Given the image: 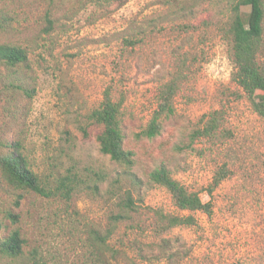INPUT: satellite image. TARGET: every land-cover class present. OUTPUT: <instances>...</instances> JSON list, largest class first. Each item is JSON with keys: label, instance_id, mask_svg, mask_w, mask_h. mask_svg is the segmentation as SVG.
<instances>
[{"label": "rangeland", "instance_id": "374dc122", "mask_svg": "<svg viewBox=\"0 0 264 264\" xmlns=\"http://www.w3.org/2000/svg\"><path fill=\"white\" fill-rule=\"evenodd\" d=\"M232 1L0 0V45L29 56L16 66L0 59V147L20 143L48 189L74 180L69 197L43 196L16 189L0 170V216L21 213L27 251L41 244L48 264H85L89 230L104 233L122 214L109 239L111 264H264V119L233 79L225 34ZM178 75L176 112L164 119L168 145L137 138L159 89ZM108 86L124 99L131 167L101 151L102 127L90 119ZM214 111L222 115L218 136L191 147L190 134ZM162 158L212 203L211 214L192 212L195 224L163 229L157 211L191 212L146 172ZM223 165L229 175L210 191ZM128 195L133 210L123 205Z\"/></svg>", "mask_w": 264, "mask_h": 264}, {"label": "trees", "instance_id": "16d2710c", "mask_svg": "<svg viewBox=\"0 0 264 264\" xmlns=\"http://www.w3.org/2000/svg\"><path fill=\"white\" fill-rule=\"evenodd\" d=\"M122 1V0H106ZM244 8H249L245 11ZM225 34L230 40L231 55L235 70L233 79L245 91L254 110L264 119V63L261 55L264 52V0H233L230 7L229 20L225 28ZM28 51L20 45H0V59L11 66L28 62ZM183 76L178 75L166 82L159 89L157 95V107L149 122L136 134L137 138L145 137L154 140L164 136L167 127L164 119L171 117L176 112L175 98L181 88ZM124 99L116 100L113 94V86H108L103 95L99 107L90 113L93 123L102 127L97 140L103 153L131 167L135 164V152L125 144V134L122 129ZM203 125L198 126L190 134L191 144L198 140L212 139L218 136L222 115L218 111L210 113L209 118L201 120ZM163 138V145L167 146V139ZM0 148V170L5 179L16 189L31 191L43 196L63 195L69 197L74 190V180L64 177L58 180V185L48 189L39 174L31 167L27 156L21 150V144L2 143ZM183 146L175 145L174 149H182ZM151 181L160 184L171 193L175 205L182 211L191 212L187 215H172L157 211V215L163 224V229L178 225H193L196 218L192 212L204 211L212 213V203L204 202L198 191H192L181 181L176 179L165 158L157 161L147 168ZM229 170L223 165L214 176L210 191L217 187L227 176ZM20 194L15 201L16 207H20ZM124 207L135 209V202L128 195ZM127 217L116 214L111 217L112 225L104 233L92 228L88 232V247L85 254V264H111L107 253H117L110 246L109 239L115 232L116 224ZM21 221V213L13 209L6 210L3 217L0 216V260L7 259L16 263L25 257L26 264H48L41 244H37L27 251L28 238L22 229L17 226Z\"/></svg>", "mask_w": 264, "mask_h": 264}]
</instances>
